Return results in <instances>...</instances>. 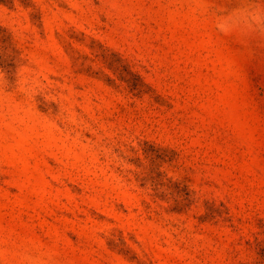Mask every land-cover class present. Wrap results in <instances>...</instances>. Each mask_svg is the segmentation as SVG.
<instances>
[{"label": "rangeland", "instance_id": "374dc122", "mask_svg": "<svg viewBox=\"0 0 264 264\" xmlns=\"http://www.w3.org/2000/svg\"><path fill=\"white\" fill-rule=\"evenodd\" d=\"M0 264H264V0H0Z\"/></svg>", "mask_w": 264, "mask_h": 264}]
</instances>
